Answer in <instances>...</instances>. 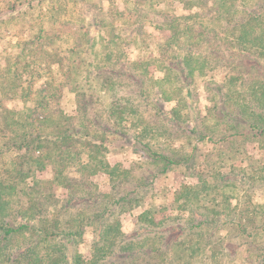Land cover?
Returning a JSON list of instances; mask_svg holds the SVG:
<instances>
[{"label":"trees","instance_id":"1","mask_svg":"<svg viewBox=\"0 0 264 264\" xmlns=\"http://www.w3.org/2000/svg\"><path fill=\"white\" fill-rule=\"evenodd\" d=\"M102 1L0 17L21 23L0 70V264H264V0ZM174 170L195 183L125 230Z\"/></svg>","mask_w":264,"mask_h":264},{"label":"rangeland","instance_id":"2","mask_svg":"<svg viewBox=\"0 0 264 264\" xmlns=\"http://www.w3.org/2000/svg\"><path fill=\"white\" fill-rule=\"evenodd\" d=\"M16 1L17 5H27L28 2H32L34 5V9L32 10L33 15H36L37 13V0H0V17H3L4 15H7L6 13L10 12V9L7 10V6H10L11 4ZM83 1V0H82ZM86 1V0H84ZM119 5H121V2L119 0H116ZM115 1V2H116ZM253 1V0H252ZM7 2V3H6ZM85 5H89L86 2L84 3ZM101 5L105 6L108 5V2L103 0L101 2ZM122 6V5H121ZM180 6L177 1L173 3V8H176L175 11L177 12V7ZM21 7V6H20ZM19 7H17L18 9ZM5 18L7 16H4ZM24 18V17H23ZM25 21L30 22V19L24 18ZM24 22V21H23ZM33 22V21H32ZM21 23L17 21L9 22V23H3L0 25V70L3 67L4 64V59L7 57L10 53H15L16 52V46L15 41L16 37L14 36L20 33V28H21ZM25 29L23 28V31ZM150 73L151 74H157L156 70L154 67H150ZM224 72L221 71H216L215 74L217 75L216 77L222 78ZM3 73L0 72V79L4 78ZM203 83L201 81H197V87L199 91V104L200 107L205 110V106L207 105L206 103V94L202 89ZM64 95L60 99V106L63 108V110L67 113H73L74 111V100L72 96L66 95V91L63 93ZM3 104L8 107H13L14 105H18V109L22 108V104L20 101H9L7 98L2 97L1 98ZM249 155L251 156L249 158V161H253V159H256L258 151L252 150L251 148L248 149ZM117 153V154H116ZM118 151L115 152L114 156H110V158L113 161H122V159L126 158V154H122ZM132 159L136 158H130L128 162L126 163H132ZM38 177L40 178H49L51 177L50 173H37ZM93 181L99 185V188L103 191H107L109 187L106 184L105 176L102 174H97L94 177H92ZM150 179V178H149ZM196 181L195 178H190L184 176L181 172L178 170L170 171L166 175H161L158 176L153 182L152 186L150 189H145L142 191L140 195L141 198H139L135 204L137 203L138 206L134 207L130 212H126L122 215V223L124 226L125 230H129L133 224L136 222V216L138 215L139 212H141L144 209H155V210H163L162 208H168L169 204H171L173 200V193L176 192L181 185L183 184H194ZM105 182V183H104ZM62 193V190L59 191ZM255 201H260L259 197L254 198ZM125 208H129V206H125ZM161 214L155 215L156 218L160 217ZM227 231H222L220 234H218L215 238V240L221 239L225 235ZM82 250L85 254H87L88 251V237H86L85 243L82 246ZM240 251V259L245 256V252L243 248L239 249ZM240 260L236 262L235 264H240Z\"/></svg>","mask_w":264,"mask_h":264}]
</instances>
